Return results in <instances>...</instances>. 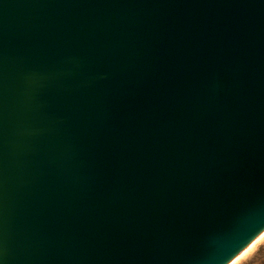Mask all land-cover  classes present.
Returning <instances> with one entry per match:
<instances>
[{
  "label": "water",
  "instance_id": "obj_1",
  "mask_svg": "<svg viewBox=\"0 0 264 264\" xmlns=\"http://www.w3.org/2000/svg\"><path fill=\"white\" fill-rule=\"evenodd\" d=\"M264 230V0H0V264H228Z\"/></svg>",
  "mask_w": 264,
  "mask_h": 264
},
{
  "label": "rangeland",
  "instance_id": "obj_2",
  "mask_svg": "<svg viewBox=\"0 0 264 264\" xmlns=\"http://www.w3.org/2000/svg\"><path fill=\"white\" fill-rule=\"evenodd\" d=\"M235 264H264V237Z\"/></svg>",
  "mask_w": 264,
  "mask_h": 264
},
{
  "label": "bare ground",
  "instance_id": "obj_3",
  "mask_svg": "<svg viewBox=\"0 0 264 264\" xmlns=\"http://www.w3.org/2000/svg\"><path fill=\"white\" fill-rule=\"evenodd\" d=\"M264 237V230L250 243L248 244L240 253H238L228 264H235L239 259L245 256L250 250H252L255 245Z\"/></svg>",
  "mask_w": 264,
  "mask_h": 264
}]
</instances>
